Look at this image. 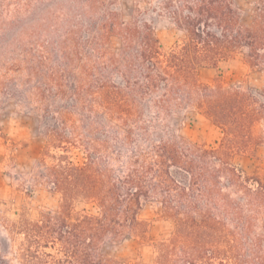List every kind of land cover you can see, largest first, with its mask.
<instances>
[{"label":"trees","instance_id":"1","mask_svg":"<svg viewBox=\"0 0 264 264\" xmlns=\"http://www.w3.org/2000/svg\"><path fill=\"white\" fill-rule=\"evenodd\" d=\"M153 13L182 34L168 50L154 33ZM79 25H70L62 47L68 66L79 60L73 101L52 114L46 101L39 105L45 141L33 179L60 200L36 220L13 222L24 237L20 262L115 264L103 245L143 236L140 211L155 203L173 229L154 264H264V234L254 232L264 178L234 162L264 145V0L248 21L235 0H151L124 20L110 10L82 25L85 41ZM83 45L91 48L85 57ZM237 57L261 74L260 84L198 80L197 67ZM56 88L66 93L63 84ZM186 109L220 130L216 145L174 133L171 120Z\"/></svg>","mask_w":264,"mask_h":264},{"label":"rangeland","instance_id":"2","mask_svg":"<svg viewBox=\"0 0 264 264\" xmlns=\"http://www.w3.org/2000/svg\"><path fill=\"white\" fill-rule=\"evenodd\" d=\"M150 1L0 0V264H22L18 251L24 245V237L13 222L36 220L42 212L53 211L59 204V194L47 185L34 183L33 172L45 141L44 110L39 105L46 101L52 114L73 101L71 87L76 82L79 60L69 66L66 63L62 48L65 32L80 22V40L85 41L84 25L101 21L110 10L124 20L134 6L144 9ZM255 2L235 0L244 21L250 19ZM153 15L154 33L161 47L168 50L182 34L166 17ZM110 41L112 48L119 47L118 37H111ZM80 50L82 57L91 52L88 45ZM196 76L201 83L219 80L227 85L241 80L253 84L262 81L261 74L250 70L238 57L216 66H199ZM110 78L121 81L117 73ZM58 83L65 86L66 93H57ZM171 127L184 138L208 145H216L221 136L207 118L190 109L178 112ZM109 144L113 150L116 141L110 138ZM72 153L77 157L82 154L78 149ZM234 162L246 174L264 178V145L236 154ZM118 165L116 162L113 166ZM84 205L77 203L76 209ZM140 217L147 222L143 236L103 245L102 252L115 264H154L158 243L170 236L173 224L159 213L155 203L145 205ZM254 232L264 234V212Z\"/></svg>","mask_w":264,"mask_h":264}]
</instances>
